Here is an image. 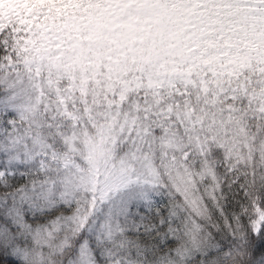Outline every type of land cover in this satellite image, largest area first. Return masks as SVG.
Segmentation results:
<instances>
[{"label":"snow or ice","instance_id":"obj_1","mask_svg":"<svg viewBox=\"0 0 264 264\" xmlns=\"http://www.w3.org/2000/svg\"><path fill=\"white\" fill-rule=\"evenodd\" d=\"M0 264H264V0H0Z\"/></svg>","mask_w":264,"mask_h":264}]
</instances>
